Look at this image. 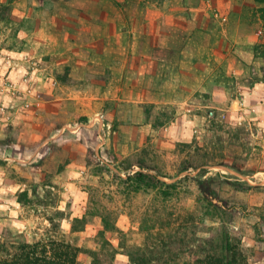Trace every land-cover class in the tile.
<instances>
[{"label": "rangeland", "instance_id": "374dc122", "mask_svg": "<svg viewBox=\"0 0 264 264\" xmlns=\"http://www.w3.org/2000/svg\"><path fill=\"white\" fill-rule=\"evenodd\" d=\"M263 8L0 0V243L264 264Z\"/></svg>", "mask_w": 264, "mask_h": 264}, {"label": "trees", "instance_id": "16d2710c", "mask_svg": "<svg viewBox=\"0 0 264 264\" xmlns=\"http://www.w3.org/2000/svg\"><path fill=\"white\" fill-rule=\"evenodd\" d=\"M264 3V0H263ZM264 12V8L262 9ZM144 177L151 178L149 175ZM209 180H199L198 185L203 193L210 192ZM111 231L107 222L104 221V230L100 232L102 238L106 232ZM105 242V241H104ZM124 250V249H122ZM142 248L129 250L126 253H120L118 250L112 252L100 251L92 252L91 264H114L118 255H124L130 258V263L137 264L135 259H132V254H139ZM82 249L64 239L48 238L44 240L26 242L12 240L10 243H0V264H78L79 255ZM230 247L224 240L222 245L221 256H208L206 261L209 264H239L237 254L228 255ZM143 259L139 264L143 263Z\"/></svg>", "mask_w": 264, "mask_h": 264}, {"label": "crops", "instance_id": "0c3cea01", "mask_svg": "<svg viewBox=\"0 0 264 264\" xmlns=\"http://www.w3.org/2000/svg\"><path fill=\"white\" fill-rule=\"evenodd\" d=\"M26 36V38H24ZM24 37H22L23 38V40H21V43L24 45L25 43H26V51H28L29 50V46L28 45H33L34 44V42L32 43V40L34 39V37H32V38H30V37H28L27 35H25ZM31 43V44H30ZM18 51H20V50H18ZM13 53H14V51H13ZM16 54V53H15ZM24 56H26V58H31L32 57V52L30 51L29 53H26ZM22 121H24V120H22ZM52 146H50V148H51ZM28 170H26V172L27 171H29V168L28 167H26ZM68 172V169H66V170H64V171H62V173L61 174H63V173H65V172ZM24 177L25 178H29V179H31V176L28 174V175H24ZM5 180H3V181H1L0 180V182L3 184V182H4ZM12 184H14V186H15V182H12ZM16 186H18V183L16 182Z\"/></svg>", "mask_w": 264, "mask_h": 264}]
</instances>
